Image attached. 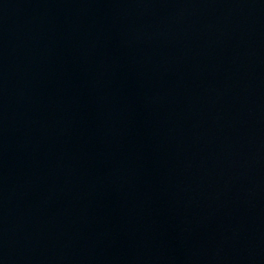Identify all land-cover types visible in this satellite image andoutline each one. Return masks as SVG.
Masks as SVG:
<instances>
[{
    "label": "water",
    "instance_id": "1",
    "mask_svg": "<svg viewBox=\"0 0 264 264\" xmlns=\"http://www.w3.org/2000/svg\"><path fill=\"white\" fill-rule=\"evenodd\" d=\"M0 264H264V0H0Z\"/></svg>",
    "mask_w": 264,
    "mask_h": 264
}]
</instances>
